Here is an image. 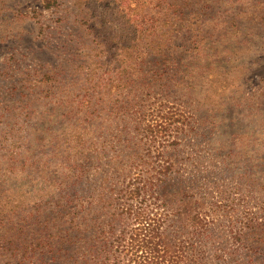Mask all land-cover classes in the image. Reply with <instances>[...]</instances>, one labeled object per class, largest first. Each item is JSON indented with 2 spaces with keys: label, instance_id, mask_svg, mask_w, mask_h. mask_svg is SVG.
<instances>
[{
  "label": "rangeland",
  "instance_id": "obj_1",
  "mask_svg": "<svg viewBox=\"0 0 264 264\" xmlns=\"http://www.w3.org/2000/svg\"><path fill=\"white\" fill-rule=\"evenodd\" d=\"M136 184L264 264V0H0V264H118Z\"/></svg>",
  "mask_w": 264,
  "mask_h": 264
},
{
  "label": "trees",
  "instance_id": "obj_2",
  "mask_svg": "<svg viewBox=\"0 0 264 264\" xmlns=\"http://www.w3.org/2000/svg\"><path fill=\"white\" fill-rule=\"evenodd\" d=\"M141 192V184H136L133 193L137 195V200L141 199L133 208L136 224L119 236L116 261L118 264H187L189 255L164 228L167 212L155 210L161 205L156 198L148 201L145 194L138 198ZM152 203L155 205L152 206ZM107 258L109 261V256L105 257L101 264H108Z\"/></svg>",
  "mask_w": 264,
  "mask_h": 264
}]
</instances>
